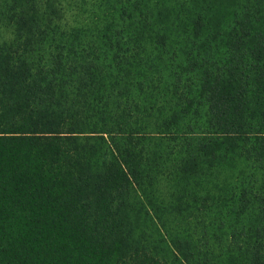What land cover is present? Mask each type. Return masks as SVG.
Segmentation results:
<instances>
[{"label": "trees", "instance_id": "obj_1", "mask_svg": "<svg viewBox=\"0 0 264 264\" xmlns=\"http://www.w3.org/2000/svg\"><path fill=\"white\" fill-rule=\"evenodd\" d=\"M0 0V264H264V0Z\"/></svg>", "mask_w": 264, "mask_h": 264}, {"label": "rangeland", "instance_id": "obj_2", "mask_svg": "<svg viewBox=\"0 0 264 264\" xmlns=\"http://www.w3.org/2000/svg\"><path fill=\"white\" fill-rule=\"evenodd\" d=\"M63 2L69 10L66 18L72 23L93 21L101 12L100 0H64ZM11 37L10 28H0V40L9 41Z\"/></svg>", "mask_w": 264, "mask_h": 264}]
</instances>
